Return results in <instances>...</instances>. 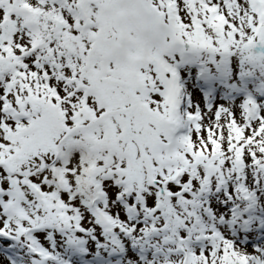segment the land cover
Wrapping results in <instances>:
<instances>
[{"label": "snow or ice", "instance_id": "6c2138e0", "mask_svg": "<svg viewBox=\"0 0 264 264\" xmlns=\"http://www.w3.org/2000/svg\"><path fill=\"white\" fill-rule=\"evenodd\" d=\"M0 264H264V0H0Z\"/></svg>", "mask_w": 264, "mask_h": 264}]
</instances>
